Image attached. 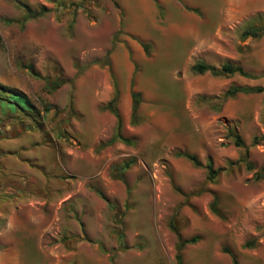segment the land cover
I'll use <instances>...</instances> for the list:
<instances>
[{
  "label": "rangeland",
  "instance_id": "rangeland-1",
  "mask_svg": "<svg viewBox=\"0 0 264 264\" xmlns=\"http://www.w3.org/2000/svg\"><path fill=\"white\" fill-rule=\"evenodd\" d=\"M170 1L0 0V84L29 104L0 97V264H175L170 220L198 236L182 264H231L221 247L264 264V31L241 36L264 27V0ZM195 61L249 76L195 73ZM230 85L262 89L223 97ZM114 92L129 142L101 145ZM176 150L223 169L208 180Z\"/></svg>",
  "mask_w": 264,
  "mask_h": 264
},
{
  "label": "trees",
  "instance_id": "trees-1",
  "mask_svg": "<svg viewBox=\"0 0 264 264\" xmlns=\"http://www.w3.org/2000/svg\"><path fill=\"white\" fill-rule=\"evenodd\" d=\"M70 3H72V2H70ZM25 7H27V6L25 5ZM44 11H46V8L44 6H40L33 13H26L24 16V20L27 18H30V17L39 16ZM263 31H264V27H260V26H256V25H250L241 31V36L242 37H245V36L258 37L259 35L262 34ZM141 46H142L144 52H147L146 43H142ZM191 70L195 73H202L204 71H209L213 75H231L233 73H237V74L242 75V76H249V74L247 72H245L241 66L233 64V63H229V62H224L216 68L213 65L205 63L203 61H195L191 65ZM64 81H65L64 79L57 77L52 81L51 87L56 88V87L60 86L62 83H64ZM261 89L262 88L260 86L243 87V86L230 85L224 91L223 97L233 96L237 92L248 93V92L260 91ZM1 95H2V99L4 98L6 102L12 104V107H10L11 109H14L16 107V108H19L21 110H23V109L26 110L27 107H29V104L27 102L25 94L16 88H10L8 86L0 84V97H1ZM129 95H130V117H131V120L133 122L135 119V116H136L138 104L140 102V93L138 91L130 88ZM115 102H116V93L114 92V95L101 107L102 109L109 110L115 116V132L111 135V137L108 140H106V142H104L101 145L110 144L113 141H115L116 139H118L124 143L129 142V140L127 138L123 137L120 134L119 130H120L121 122H120V118H119L118 113H117ZM67 106L71 107V101L70 100L68 101ZM228 133H229L230 137L232 138L233 144L235 146L244 147L243 141H242L240 135L236 131L229 129ZM257 140H258L257 137L252 138V142H256ZM174 155L187 159L188 161H190L192 163V165H194L196 167L202 166L205 170V177L208 180H211L212 178H214L223 169L222 167H213L210 160H208L204 164H202L199 161V159L196 157V155H194L192 153H188V152L183 151V150H176L174 152ZM246 156H247V150L245 149L240 160H244V163L247 166V168H251L252 167L251 162L244 159ZM128 165H129V162H124L123 168L127 167ZM119 177H120V179H122L121 173L119 174ZM98 193H99V195L102 196V194L100 192H98ZM111 207L114 208L113 205H111ZM209 207H210V210L214 214L219 215V212L217 209V199H216V196L214 194H212V198H211ZM168 226L174 232V234L176 236V244H175L176 252L174 254L175 264H182V259H181L182 248L186 244L195 243L198 239V236L193 235V236H190L187 238H182L179 235V233L177 232V229H176L172 220L169 221ZM248 245H249V242L245 241L243 243L244 247L248 246ZM221 250L223 252H226L229 255L231 264H238L236 257L231 253V251L228 248L221 247Z\"/></svg>",
  "mask_w": 264,
  "mask_h": 264
},
{
  "label": "crops",
  "instance_id": "crops-1",
  "mask_svg": "<svg viewBox=\"0 0 264 264\" xmlns=\"http://www.w3.org/2000/svg\"><path fill=\"white\" fill-rule=\"evenodd\" d=\"M138 1V0H137ZM163 1H166V0H163ZM170 2V4H172L173 2H171L170 0H168ZM186 1H189V0H186ZM141 3V2H140ZM137 14V13H136ZM139 14V13H138ZM142 15H144L143 13H141ZM147 16H150V15H147ZM151 17V16H150ZM134 20H135V24L132 25V27L134 28V30L139 33V34H144V32L139 28V26L143 25L142 21H140V18L138 15H135L134 16ZM151 22H152V19H151ZM133 24V23H132Z\"/></svg>",
  "mask_w": 264,
  "mask_h": 264
}]
</instances>
